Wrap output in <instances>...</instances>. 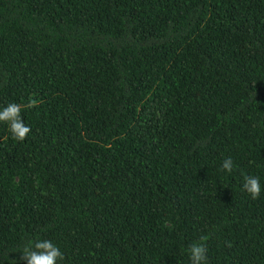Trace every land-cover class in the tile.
Returning a JSON list of instances; mask_svg holds the SVG:
<instances>
[{"label": "trees", "instance_id": "obj_1", "mask_svg": "<svg viewBox=\"0 0 264 264\" xmlns=\"http://www.w3.org/2000/svg\"><path fill=\"white\" fill-rule=\"evenodd\" d=\"M9 103L0 264H264V0H0Z\"/></svg>", "mask_w": 264, "mask_h": 264}, {"label": "clouds", "instance_id": "obj_2", "mask_svg": "<svg viewBox=\"0 0 264 264\" xmlns=\"http://www.w3.org/2000/svg\"><path fill=\"white\" fill-rule=\"evenodd\" d=\"M31 107L36 106V102H30ZM0 122L9 124V131L14 139L24 140L30 132V127L23 123L21 106L16 103H9L0 110ZM222 168L228 172L233 169L231 157L224 160ZM243 190L250 194L252 199H257L261 195V183L256 176H246ZM203 239V238H202ZM23 259L27 264H58L64 259L61 249L51 240H37L35 243L29 242L23 249ZM190 264H208L207 248L203 243H193L189 249Z\"/></svg>", "mask_w": 264, "mask_h": 264}]
</instances>
